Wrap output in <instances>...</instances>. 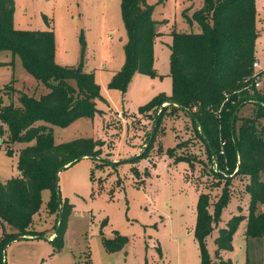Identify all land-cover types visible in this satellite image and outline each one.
Returning <instances> with one entry per match:
<instances>
[{
  "label": "rangeland",
  "instance_id": "1",
  "mask_svg": "<svg viewBox=\"0 0 264 264\" xmlns=\"http://www.w3.org/2000/svg\"><path fill=\"white\" fill-rule=\"evenodd\" d=\"M149 1L153 4L152 18L157 21L153 46L156 74L137 73L127 91L122 93L108 87L113 74L124 63L126 32L119 0H14L16 28L54 32L58 65L80 63L79 37L83 35V68L94 74L101 88V97L96 98L95 103L105 114L79 118L64 128L52 126L53 138L55 143L79 137L101 140L100 157L114 164L99 166V162L86 157L61 170L57 180L60 194L73 205L61 251L51 254L49 240L54 235L50 239L49 235L54 231L56 214L46 210L50 191L44 189L41 208L33 216L34 228L45 231L44 238H33V243L13 244V249L6 247L5 264L10 263L14 255L25 259L22 264H200L199 246L194 236L197 197L200 189L208 192L212 205L225 181L213 175L212 170H219L206 158L187 113L166 114L148 147L153 119L161 108L156 112L139 113L138 107L159 93L171 94V32H199V24L189 22L187 16H191L202 1ZM255 7L256 30L260 33L255 43V57L264 68V0H255ZM8 84L14 88L9 97L3 92ZM47 91L26 72L18 55L0 51L1 104L17 105L18 92L39 96ZM240 113L250 115L251 105H245ZM33 143L34 140L13 143L9 153L0 138L1 181L17 176L19 150ZM177 144L175 154L191 158L193 168L184 161L175 162L174 156L166 153L167 148ZM134 158L136 162L131 163L130 159ZM132 164L138 168L139 178L131 173ZM146 170L148 174L143 175ZM230 178L229 188L235 196L222 210L219 223L205 240L212 262H217L214 239L218 228L234 213L247 214V197L241 195L244 183L238 176ZM258 210L264 211V203L258 205ZM244 223V220L239 223L233 235L232 250L223 251V256L231 258L234 264H245L247 257L251 264H264V238L246 239ZM116 234L125 237L126 242L121 250L109 253L102 240L113 239Z\"/></svg>",
  "mask_w": 264,
  "mask_h": 264
},
{
  "label": "trees",
  "instance_id": "2",
  "mask_svg": "<svg viewBox=\"0 0 264 264\" xmlns=\"http://www.w3.org/2000/svg\"><path fill=\"white\" fill-rule=\"evenodd\" d=\"M201 1V6L187 16L188 21L198 23L201 30L171 32V94L159 93L139 106L138 111L156 112L161 108L154 116L148 147L166 114L183 111L191 117L206 158L219 170H212L213 175L225 181L212 205L208 192L200 189L197 197L194 236L199 246L200 264H234L231 258H224L222 252L232 250L233 235L242 220L246 239L264 238V211L258 210V205L264 203V83L255 88L244 82L245 77L252 74V64L256 61V7L255 0ZM119 2L126 32L124 63L113 74L108 87L125 93L135 74H156L153 46L157 21L152 18L153 4L149 0ZM14 10V0H0V51L18 55L26 72L48 91L39 96L18 92L17 105L0 102V138L6 150L11 153L13 143L34 140L32 145L19 150L17 176L0 180V264L6 263L5 247L15 237L26 240L45 235V231L36 230L33 225L44 189L50 191L46 210L56 214L54 231L50 233L54 236L49 240L51 254L60 252L73 205L60 194L59 172L86 157L99 162V166L114 164L100 157L101 140L79 137L55 143L53 138L52 126L64 128L79 118L105 114L95 103V99L101 97V88L94 74L83 68V35L79 37L80 63L58 65L54 32L16 28ZM4 89L8 97L14 92L11 84ZM247 104L251 105L252 113L241 115L240 110ZM176 147L178 144L167 148L166 153L174 156L175 162L184 161L193 168L191 158L175 154ZM130 162L135 163L136 159ZM130 171L135 177L141 176L134 164ZM147 174V170L143 172ZM237 176L244 183L241 195H249L247 214L234 213L218 228L214 239L217 262H212L205 240L219 223L222 210L235 196L229 185L230 177ZM220 185L221 182L217 187ZM125 242L126 238L119 234L102 240L107 252L121 250ZM245 264H251L248 257Z\"/></svg>",
  "mask_w": 264,
  "mask_h": 264
},
{
  "label": "built area",
  "instance_id": "3",
  "mask_svg": "<svg viewBox=\"0 0 264 264\" xmlns=\"http://www.w3.org/2000/svg\"><path fill=\"white\" fill-rule=\"evenodd\" d=\"M253 72L252 74L245 77L244 82L248 86H253L255 88H259L263 84V69H261L257 63L254 61L252 64Z\"/></svg>",
  "mask_w": 264,
  "mask_h": 264
},
{
  "label": "crops",
  "instance_id": "4",
  "mask_svg": "<svg viewBox=\"0 0 264 264\" xmlns=\"http://www.w3.org/2000/svg\"><path fill=\"white\" fill-rule=\"evenodd\" d=\"M260 35V33L258 34V36ZM257 61V60H256ZM257 63H258V61H257ZM258 65H259V67H260V64L258 63ZM261 69H263V72H264V68H262V67H260ZM134 76H136V74L134 75ZM263 79H264V73H263ZM263 83H264V81H263ZM244 196H246L247 197V201H248V197H249V195L247 194V193H244L243 194ZM7 230L9 231V227H7ZM1 235H2V227H1V225H0V237H1ZM50 237H52V235L50 236L49 235V239H50ZM34 238H37V237H34ZM23 241H25V242H29V243H33V242H35L34 240H33V238H30V240L29 239H23V240H19V241H16V242H9L7 245H6V247L7 248H11L12 247V249H13V247L14 246H12L13 244H17V243H19V242H23ZM20 246V245H19ZM33 246H35V244H33ZM5 247V248H6ZM52 247V246H51ZM105 249V248H104ZM110 253V252H109ZM222 256H223V252H222ZM224 257V256H223ZM225 258V257H224ZM228 258V257H227ZM25 261V259L23 258V257H21V256H18V255H14L13 256V258L11 259V262L9 263L8 262V264H22L23 262Z\"/></svg>",
  "mask_w": 264,
  "mask_h": 264
},
{
  "label": "water",
  "instance_id": "5",
  "mask_svg": "<svg viewBox=\"0 0 264 264\" xmlns=\"http://www.w3.org/2000/svg\"><path fill=\"white\" fill-rule=\"evenodd\" d=\"M23 237H15L14 239H12L10 242L12 241H17V240H23ZM37 238H44L43 236H38Z\"/></svg>",
  "mask_w": 264,
  "mask_h": 264
}]
</instances>
